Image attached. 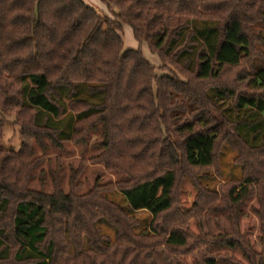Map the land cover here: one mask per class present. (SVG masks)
Returning a JSON list of instances; mask_svg holds the SVG:
<instances>
[{"label":"trees","instance_id":"16d2710c","mask_svg":"<svg viewBox=\"0 0 264 264\" xmlns=\"http://www.w3.org/2000/svg\"><path fill=\"white\" fill-rule=\"evenodd\" d=\"M100 1L113 18L82 0H0V264H172L163 250L150 249L157 245L183 249L185 264H200L186 249L189 235L171 222L175 212L192 213L200 204L201 189L186 168L207 169L217 158L221 132L210 120L215 105L204 83L242 68L244 91H214L245 111L236 127L255 134L252 145L240 139L248 175L230 190L238 238L210 242L204 264H264V197L251 188L264 178V67L255 63L264 60V38L253 31L264 23V0ZM123 26L190 80L158 78L140 49L124 50ZM85 91L102 93V100L80 98ZM172 91L182 103L169 104ZM174 108L192 120L173 124ZM66 112L75 118L67 138L54 125ZM11 116L21 127L18 152L2 148L3 118ZM95 136L100 153L90 160L125 180L80 195L82 162L65 192L50 146L84 149ZM46 163L50 193L31 187L37 176L44 186ZM110 191L123 195L132 212L151 215L149 232H135L140 222L106 198ZM199 224L189 219L187 231L200 237ZM152 233L163 237L156 243Z\"/></svg>","mask_w":264,"mask_h":264},{"label":"rangeland","instance_id":"374dc122","mask_svg":"<svg viewBox=\"0 0 264 264\" xmlns=\"http://www.w3.org/2000/svg\"><path fill=\"white\" fill-rule=\"evenodd\" d=\"M99 1L100 0H96V6L94 5L92 8L113 18L112 13ZM100 4L103 5V8H99ZM87 5L90 6L89 3ZM253 31L256 35L264 38V23L254 26ZM120 35L124 41V50L140 49L145 59L155 68V74L158 78L177 79L181 82H188L190 80L191 76L189 74H183L182 72H179L175 66L163 63L158 55L150 50L147 44L138 43L134 39L130 27L123 26ZM258 49L264 52L263 45H259ZM255 63L258 69L264 67V60L255 59ZM242 69H228L223 73L219 81H208L204 83V89L211 97L212 104L214 103L215 105L213 109L209 110L210 120L214 125L217 123L218 126H216V129L221 132L217 158L215 165L207 169L186 168V171L193 175L201 189L202 194L200 204L192 213L185 214L175 212V216L172 220L173 222H171L172 228H181L187 235H189V243L186 249L197 258L200 264H204L206 258L209 257L207 253V245L210 242L219 239L238 238L236 229V211L235 205L230 198V190L236 185L244 184V179L248 175V172L247 168H245L241 162L244 148L241 141L244 139L248 145H252V143H254L253 137L255 134L253 133L254 131H251V129L246 127L245 124L236 127V123L246 120L245 111L239 112L235 110L230 100L217 99L214 91L216 87L223 86H229L238 91H244L243 84L238 81ZM169 96V104H180L183 101L182 97L176 92H169ZM102 97L103 95L100 92L92 96L86 91L85 93H80V98L88 99L92 102H100ZM65 103L67 104V101ZM183 103L188 106L189 110L196 108L194 105H188L186 101ZM170 117L172 118V123L175 125L192 120V116H189L188 112H183L180 108H174ZM74 119L75 118L71 113L66 112L63 118L57 121L55 120L56 122L54 125L64 133L63 135L65 138H67L70 125ZM253 119H256V116H254ZM250 120L252 119L248 117L249 122ZM3 121L5 123V132L2 148L18 152L22 145L21 127L16 123L14 116L3 118ZM37 121H39V116ZM44 121L45 120H43V122ZM233 126L235 127V130L232 128ZM256 137H258L256 144H261V136L259 135ZM97 139V136L93 137L84 149L68 142L64 144L63 150L60 151L56 150L55 147L50 146V155L48 158H51L53 161V170L57 171V168H59L58 175L60 176L61 184L65 192H68L70 189L69 182L71 174L79 169L82 162L86 163V167L78 179V182L81 184V189L78 191V194L80 195L86 194L96 185H115L117 182L125 180V177L122 174L111 173L107 171L102 164H95L90 160L91 157L97 156L100 153L99 148L95 144ZM56 156H59V165L55 164ZM256 165L259 170V163L256 162ZM42 168L46 170L44 186L41 185L39 176H37L31 184V187L50 193L53 191V184L47 172V163L44 164ZM251 188L252 191L263 200L264 178H260L252 183ZM104 195L108 200L121 206L130 216L135 217L140 222L139 226L135 229L136 233L149 232L148 230L153 218L148 212H132L126 198L116 191L106 192ZM189 219L197 220V222L200 223L199 225L202 231L200 237H196L187 231ZM98 227L101 228L104 234L108 235L111 240L114 241L115 232L110 226L101 221L98 223ZM151 235L154 239L153 241L156 243L160 237H163L154 233ZM249 237L251 241L255 240L254 235ZM158 247L160 249H157ZM150 249L154 251L163 250L165 255L162 259L168 258L172 264H185L179 257V255L185 251L183 249L167 250L164 245H157ZM257 263L263 264V259L256 258V264Z\"/></svg>","mask_w":264,"mask_h":264},{"label":"crops","instance_id":"0c3cea01","mask_svg":"<svg viewBox=\"0 0 264 264\" xmlns=\"http://www.w3.org/2000/svg\"><path fill=\"white\" fill-rule=\"evenodd\" d=\"M84 3L88 4L93 7L94 5L96 6V0H82ZM101 4H103L101 1H99ZM99 6V8H103V5L106 6L105 4ZM107 8V7H106Z\"/></svg>","mask_w":264,"mask_h":264}]
</instances>
